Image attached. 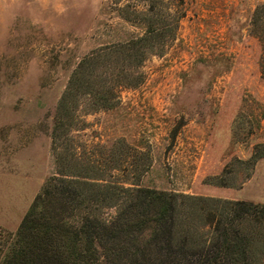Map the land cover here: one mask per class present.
<instances>
[{
  "label": "rangeland",
  "instance_id": "374dc122",
  "mask_svg": "<svg viewBox=\"0 0 264 264\" xmlns=\"http://www.w3.org/2000/svg\"><path fill=\"white\" fill-rule=\"evenodd\" d=\"M127 3L147 8V0H0V240L55 174L54 114L73 69L92 50L144 33L139 16L119 13ZM261 5L183 0L176 36L144 62L143 83L122 90L114 108L79 112L80 152L113 153L121 140L125 166L149 156L140 186L264 204V39L252 25ZM254 153L252 168L244 161ZM125 174L112 170V179Z\"/></svg>",
  "mask_w": 264,
  "mask_h": 264
},
{
  "label": "trees",
  "instance_id": "16d2710c",
  "mask_svg": "<svg viewBox=\"0 0 264 264\" xmlns=\"http://www.w3.org/2000/svg\"><path fill=\"white\" fill-rule=\"evenodd\" d=\"M172 1L173 14L170 0H147L144 11L125 4L119 13L139 16L144 33L92 50L71 72L51 133L55 174L0 240V264H264V204L143 187L148 154L128 167L121 140L113 153L75 145L73 132L86 126L79 112L117 106L122 90L143 83L144 62L165 53L185 13L183 0ZM252 25L263 41L264 5ZM112 170L126 174L112 179Z\"/></svg>",
  "mask_w": 264,
  "mask_h": 264
}]
</instances>
